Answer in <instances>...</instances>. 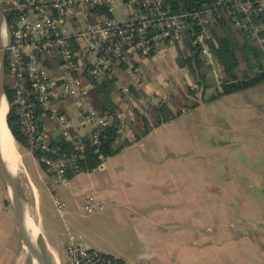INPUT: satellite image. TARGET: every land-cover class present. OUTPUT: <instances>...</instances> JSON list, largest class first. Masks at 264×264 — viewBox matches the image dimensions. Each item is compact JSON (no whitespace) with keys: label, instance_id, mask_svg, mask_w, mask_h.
Returning a JSON list of instances; mask_svg holds the SVG:
<instances>
[{"label":"crops","instance_id":"obj_1","mask_svg":"<svg viewBox=\"0 0 264 264\" xmlns=\"http://www.w3.org/2000/svg\"><path fill=\"white\" fill-rule=\"evenodd\" d=\"M11 2L13 0H0L2 28L5 11ZM185 40L188 46L187 37ZM187 46L182 48L180 41L175 47L163 48L159 56H141L135 60L136 70L118 66L113 69L111 79L106 80L116 84L115 93L108 97L113 110L125 109L120 88L129 86L136 108L130 119L132 125L141 130L142 115L150 131L120 152L106 157L91 171L77 173L66 181L53 182L59 184L51 192L53 198L55 195L66 204L62 214L57 211L59 216L65 220L71 215L74 220L77 208L83 215L84 224L79 225L76 220L72 227L65 226L66 233L51 231L50 241L40 243V227L34 217L35 201L31 199L29 203L27 193L29 190L37 198L39 187L32 178L29 181L21 178L20 170L14 174L6 162L20 202L33 213L38 244L46 264H65L66 244L71 238L121 258H146L150 264H264V213L248 214L251 215L246 218L249 226L240 229L237 225H242L237 223L236 213L204 212L206 204L255 202L250 198H238L236 188L239 181L236 176H225L227 167L222 166L223 159L235 160L234 170L230 173L249 176L250 170L256 166L252 159L254 153L246 149L247 144L240 148L241 151L222 152L221 146L235 148L230 143L229 123H257L260 135L264 137V81L211 101L205 100L211 95H204L203 89L196 98L187 90L195 75L189 66L181 67L176 62L178 49L186 52ZM215 71L218 70L215 68L211 74L217 80ZM65 100H53L51 105L66 116L67 124L75 132L80 129V115L72 99L69 104L64 103ZM158 102H166L172 108L181 106V103L193 104V107L169 122L156 124ZM221 102L224 105L215 108ZM254 103H259L260 111L252 107ZM90 106L95 108L96 105ZM68 108L76 112L78 121L75 127L69 124L70 114L65 112ZM43 123L51 137L59 135L55 119L50 118L46 123L43 117ZM224 125L227 127L221 129ZM221 131L226 133V139H221ZM15 142L20 154V145ZM263 149L261 145L257 153L261 158L264 157ZM205 156L212 160V164L204 161ZM36 180L37 183L42 181V175L39 174ZM211 183L217 187L213 188V184L209 187ZM231 185L234 188L232 193ZM206 188L214 190L207 197ZM221 188L230 190L228 197H217ZM259 191H264V179H261ZM88 194H94L102 209L94 213L82 210L80 204ZM259 199L264 203L263 194ZM20 202L13 196L0 169V264H27L28 254L22 256ZM207 221H213V226L206 227ZM87 224L88 232H79V227ZM99 234L107 236V242L100 241ZM254 253L259 255L256 261L251 257Z\"/></svg>","mask_w":264,"mask_h":264},{"label":"built area","instance_id":"obj_2","mask_svg":"<svg viewBox=\"0 0 264 264\" xmlns=\"http://www.w3.org/2000/svg\"><path fill=\"white\" fill-rule=\"evenodd\" d=\"M7 10L12 13L2 28V49L13 90V112L28 152L52 172V183L63 181L67 168L83 156L88 142L98 144L99 129L113 120L120 138L129 135L128 122L135 107L131 88H120L125 109L108 114L88 104V78L111 79L118 66L136 70L137 58L159 56L163 48L175 47L182 29L194 50L215 69L207 38L224 13L251 39L264 42V0H214L192 9L175 8L171 0H13ZM189 48L188 44L187 52ZM68 98L80 115V129L75 132L66 116L51 105L53 100ZM45 115L55 119L59 135L71 142L67 151L52 145L42 122ZM53 199L62 214L65 202L57 196ZM80 207L92 213L102 209V204L88 194ZM65 264L150 262L121 258L71 238Z\"/></svg>","mask_w":264,"mask_h":264},{"label":"trees","instance_id":"obj_3","mask_svg":"<svg viewBox=\"0 0 264 264\" xmlns=\"http://www.w3.org/2000/svg\"><path fill=\"white\" fill-rule=\"evenodd\" d=\"M171 1L175 8L183 7L186 9H192L204 5H210L214 0ZM11 13V10L5 11L7 20L10 18ZM261 35L264 37V30L261 31ZM187 43L189 44L190 51L183 52L181 49H178L176 62L181 67L189 66L191 68V71L195 75V82L188 85L187 90L189 94L197 98V94L202 92L206 85V81L209 80L210 74L213 72V66L204 61L203 57L194 50L193 46L190 45L189 40H187ZM207 44L213 52L214 62L218 63L220 66L223 79L219 82V88L216 92L205 98L206 101L214 100L225 94L244 90L264 81V65L262 63L264 60V42L260 43L253 38L251 39L244 30H241L234 25L231 16L224 13L216 25L211 27L210 35L207 38ZM9 79L5 67L4 93L8 103L6 124L17 143L22 147H26L17 118L13 112L11 104L13 90ZM88 83L91 85L90 88L98 94L108 92L107 87L109 82H106V80L97 81L88 78ZM108 99L109 98L106 99L105 103L97 104L95 108L100 112L113 114L114 110L109 105ZM192 107L193 104L182 103L179 108L174 109L166 102H158L156 107L158 116L156 124L169 122L180 115L184 110L186 111ZM134 113H136V108H134ZM43 117L45 122L48 123L50 117L48 115ZM141 121L142 129L137 130L132 125V120L129 119L128 125L130 133L123 138H120L116 133V120H113L109 126L99 129V143L91 145L88 142L83 156L77 160V163L74 166L67 168L63 176V181L71 179L77 173L91 171L98 167L106 157L120 152L124 147L131 145L133 142L146 135L150 131V127L146 125L145 117L142 115ZM70 144L71 142L65 141L61 135L52 137V145L55 147L59 146L62 151H67ZM38 164L44 173L53 177L52 172L49 171L45 165L40 162H38ZM261 193L264 195V191ZM206 205H204L205 213ZM239 221L242 220H238L237 222Z\"/></svg>","mask_w":264,"mask_h":264},{"label":"rangeland","instance_id":"obj_4","mask_svg":"<svg viewBox=\"0 0 264 264\" xmlns=\"http://www.w3.org/2000/svg\"><path fill=\"white\" fill-rule=\"evenodd\" d=\"M114 15L117 16L118 13L114 14ZM180 37H181V46H182V48L185 49L187 46L186 40H185V38L187 37V31L185 29H182L180 31ZM262 63L264 65V60L262 61ZM215 68H217L216 70H218V71H215V73H216L215 76H216L217 80L213 77L212 74H210L212 82L210 80L206 81V85L204 87V89H205L204 95L214 94L217 90L216 86H218L219 82L223 79V74L221 73L220 66L218 65V63H215ZM214 70L215 69H213V71ZM194 80L195 79H193V83L195 82ZM107 89H108L107 93H100V94L96 93L95 91H90L92 99L90 98V100L88 101V104L89 105H97V104L105 103L106 99L109 96H111L113 93H115L116 84L113 82H109ZM68 102H71L70 98L66 99L64 101V103L69 104ZM232 103H234V102L232 101ZM223 105H224V103L221 102L215 108H218V107L223 106ZM179 107H177V108H179ZM252 107L256 108V111H260L259 103H254L252 105ZM70 108L65 109V112L70 114L69 124L72 127H75L77 125V121H78L75 118L76 112H75V110L70 109ZM177 108L175 107L174 109H177ZM222 120L229 121V119H222ZM225 127H227V126L224 125V126H222L221 129H225ZM228 130H229V136H230V138H232V142H230L231 146H234L235 148H232V147L231 148H229V147L222 148V146H221L222 152H225V151H241L242 149H240V148L244 147L247 144L248 148H246V149L249 150L250 152L254 153L252 156V159H253V162L256 166H254L253 171L250 170L249 176L235 174V173L231 174L230 171L234 170L233 162L235 160L230 159L228 161H224V159H223L222 166L227 167L225 176H228L230 178H232L234 176L237 177V180L239 181L238 187L236 188V193H237L238 198H250V199L255 200L256 203L255 202H253L252 204L238 203L236 205H231V204L212 205V204H210V205L205 206V211H206V213L216 212V213H221V214H223V213H236L238 220H239V218L242 219V221L237 222L238 224H241L242 226H239V225H237V226H238V228L243 229V228L249 226L248 225L249 222H248V220H246V218H249L251 215H248V214L260 215L261 213H264L263 202L260 203V199H259L260 196L262 195L261 192L259 191V187L261 185V179H264V157L261 158L259 155H257L261 145L264 146V137H263V135L262 136L260 135L261 130H260L259 124L254 123V122L253 123L248 122V124H244V125H240L239 123H237V124L229 123ZM225 135H226V133L224 131H221V133H220V136H222L221 139H226L227 137ZM16 146H17V144H16ZM29 154L30 153H27V151L25 150L24 147L20 146V157H21V163L23 166V170H21L18 174L20 175L21 178H23V179L26 178L25 179L26 181H29L32 178L33 181H35V183L39 187L37 198L29 190L27 191V193H28V196L30 197L28 199V202L30 203L31 199L33 202L35 201L36 215H34V217L36 216L35 219H37L38 225L40 227V243L42 242V240L45 243L46 240L50 241L49 235H50L51 231L56 233V234L66 233L65 226L70 227V225L76 220H78L80 222L79 225L84 224L82 222V219H84V218H82L83 215L81 213H79V210L76 207H75L76 211H74L75 212V219L74 220H72L71 215L66 217L65 220L59 216V214L56 210V206L54 204V199H53L52 193H51L52 190L57 189L59 184L57 185L56 183H52L51 181L53 180V177L46 175L42 171V169L38 166L36 161L32 158V156ZM244 160L246 161V157L244 158ZM204 161L206 163L212 162V160L206 156L204 157ZM24 171H26V172L24 173ZM39 174L42 175V181L37 183L36 179L38 178ZM221 183L223 184V181H221ZM212 184L213 183L209 184V187H212ZM251 184H252V187H251ZM216 187L217 186H215L213 184V188H216ZM210 191H214V190H209L208 188H206V197L209 196L208 194ZM219 191H220V194L219 195L215 194V195L216 196L218 195L217 196L218 198H225V197H228V192L230 190L221 188V190H219ZM233 191H234V188H233V185H231V193ZM256 192L260 195L259 197H257L258 194ZM245 193H250V194H252V196L245 194ZM54 197H56V196L54 195ZM189 209H190V211H192L191 207ZM92 213H94V212H92ZM212 223H213V221H207L206 227H212L213 226ZM71 227H72V225H71ZM79 229H80L79 232H88V224L80 226ZM98 237H100V239H101L100 241L103 240V242H107V236L105 237L104 234H99ZM43 242H42V244H43ZM22 254L25 255L28 253L23 250ZM251 257H252V260H254V261L259 259V255L255 254V253ZM27 264H32L31 258L29 255L27 258Z\"/></svg>","mask_w":264,"mask_h":264},{"label":"water","instance_id":"obj_5","mask_svg":"<svg viewBox=\"0 0 264 264\" xmlns=\"http://www.w3.org/2000/svg\"><path fill=\"white\" fill-rule=\"evenodd\" d=\"M1 31H2V26H0V32ZM4 81H5L4 52L2 49V42H0V102H1L2 97L5 98ZM7 112H6V115H7ZM0 169L7 183L9 184V187H10V190L13 196L16 199H18V201L20 202L18 193L16 191V188L12 180V177L10 173L8 172V167L6 164V160L3 156L1 146H0ZM20 204H21V208H19L20 209L19 215H21V223H19V229L22 235L23 246L26 248V252L30 256L32 264H46L43 258L42 251L38 244V231L35 233V230L33 228L37 224L34 221V219H32L33 216H32V213L30 212L29 207L22 202H20ZM27 217L31 218L32 220L31 223L29 222L30 225H28L26 222Z\"/></svg>","mask_w":264,"mask_h":264},{"label":"bare ground","instance_id":"obj_6","mask_svg":"<svg viewBox=\"0 0 264 264\" xmlns=\"http://www.w3.org/2000/svg\"><path fill=\"white\" fill-rule=\"evenodd\" d=\"M5 94V93H4ZM7 100L6 98L2 97L0 102V146L2 148L3 156L11 169V171L16 174L17 171H21L23 169L21 164L20 154L17 150L16 142L12 137L7 124H6V112L8 110ZM15 161V163H13ZM17 168L15 169V167ZM26 222L28 225L32 222L31 218L27 217ZM30 222V223H29ZM19 223H21V215H19ZM35 233L37 232V227H33ZM26 251V248L24 247ZM24 257L25 255L22 254Z\"/></svg>","mask_w":264,"mask_h":264}]
</instances>
